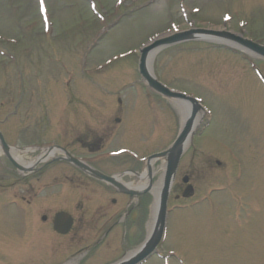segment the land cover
I'll use <instances>...</instances> for the list:
<instances>
[{"label": "rangeland", "instance_id": "374dc122", "mask_svg": "<svg viewBox=\"0 0 264 264\" xmlns=\"http://www.w3.org/2000/svg\"><path fill=\"white\" fill-rule=\"evenodd\" d=\"M89 1L94 10L85 0H43L50 22L39 16L37 0H0V119L9 116L0 127L10 145L63 146L65 140L56 135L63 118L56 120V112L62 116L75 112L74 118L83 122L87 119L83 114L89 111L95 124L90 139L105 138L96 149L101 154H111L117 148L133 155L139 152V156L159 151L174 139L181 111L176 101L154 94L141 80L137 70L141 45L173 33L172 25L182 29L197 18L216 23L214 29L225 25L236 36L245 33L264 44V0H140L134 4L124 0L121 6L116 0ZM225 12L233 19L223 21ZM239 23L245 25L242 30ZM44 28L49 34L43 36ZM253 58L254 67L264 73V60ZM154 67L159 80L199 98L210 112L203 126L196 128L199 131L193 136L192 147L189 145L180 159L169 199L175 206L168 214L160 251L167 254L171 250L181 261L172 258L169 264H264L263 84L241 52L200 40L163 48ZM76 151L91 153H84L79 146ZM30 155L20 154L27 159ZM124 158L112 157L102 163H107L104 169L113 173L125 169L131 160L124 163ZM40 170L27 176L33 178L28 181L34 191L40 192L35 199L42 204L38 213L52 217L56 209L71 208L75 240L70 239V244L64 237L56 238L49 221L43 224L45 230L40 215L35 221L25 220L30 215L8 205L26 184L0 163V264H56L86 246L91 251L80 264H109L122 256L125 244L126 253L142 241L151 194L142 197L141 201H147L136 210L138 224L122 223L127 228L122 232L125 240L119 241L117 232L111 231L92 248L90 244L110 224L103 228L102 220L98 222L103 207L97 205L92 189L99 188L93 187L85 198L77 195L78 201L72 204L62 199L59 203L56 192L71 191L65 186L56 188L55 164ZM186 175L194 195L183 199L187 184L182 178ZM75 181L67 185L87 193L85 186ZM103 188L108 197V187ZM118 196L106 198V209L117 210L116 215L125 199ZM193 200L201 201L189 205ZM84 213L93 215L89 231L82 229ZM145 264L164 263L154 256Z\"/></svg>", "mask_w": 264, "mask_h": 264}, {"label": "flooded vegetation", "instance_id": "af4514ba", "mask_svg": "<svg viewBox=\"0 0 264 264\" xmlns=\"http://www.w3.org/2000/svg\"><path fill=\"white\" fill-rule=\"evenodd\" d=\"M100 124H102V122ZM61 164H63V165H61ZM71 168H75V167H72V165L69 162H66V160H59V162L56 163V188L61 186L62 184H65V183L62 182V179L68 181V178H72V175L71 176L67 175V171H72L73 174L77 175L76 170L75 169H71ZM86 176H87V178H86V182L84 184V186H85L84 190H87V193H81L80 194V192L79 193H75L74 191H71V192L64 191L62 193V192L58 191V192H56V201H59V203H60V201L62 199V201H71V204H72L73 201L77 198V195L84 196V198H85V197H87L89 195L88 192L93 187L99 188L100 191H97V190L93 191V189H92V196L96 200L97 205L99 207H103V210L101 211V214H99L98 222L100 220H102L103 223L100 224V226L104 228V226L107 225V222L110 221V224L107 225V228H105L106 230L104 229L105 230L104 233H108V232L110 233L111 231L114 232V233L117 232L116 236H118L119 230L117 229V225H116L117 224L116 222L118 221L117 218H116L118 215H116V213L118 211L117 210L106 209V200H107L106 198L107 197H105V196H107V193L104 190V188L102 189V185L108 186V183H105V182H103L101 180H98L97 178H94V177L89 176V175H86ZM30 188H32V187H30ZM30 188H27V189H30ZM109 188L116 192V189L113 188L111 185L109 186ZM26 194L29 195L30 193L26 192ZM20 198L27 205H30L32 203L31 196L26 197V196L22 195ZM59 203L57 202L56 205H59ZM38 205H40V204H38ZM30 210L31 211H29L28 214H27V215H30V216L28 218L27 217L26 218L27 219L31 218L33 221H35L36 216H38V212H34V208H30ZM86 215L88 216V214H86V213H84L82 215L84 217V221L82 222V225H83L82 229L84 231H89V230L92 229V227H90V225H89V221L93 218V215H92V213L89 215V217H87ZM72 217H73V222H72L71 228L69 230V233L74 231L75 230L74 226H76L75 217L74 216H72ZM43 219H45V218H43ZM41 226H44V225L41 224ZM114 233H113V235H114Z\"/></svg>", "mask_w": 264, "mask_h": 264}, {"label": "water", "instance_id": "95a60500", "mask_svg": "<svg viewBox=\"0 0 264 264\" xmlns=\"http://www.w3.org/2000/svg\"><path fill=\"white\" fill-rule=\"evenodd\" d=\"M169 40H173V39H167V41H169ZM254 47L256 48V50L259 53L264 55V47L263 48L258 47V46L257 47L254 46ZM146 53H147V49H145L141 55L140 72L143 75V77L147 80L149 86L152 87L153 89L163 93V94H166V95L182 96L181 94L170 92L168 89H166L164 86H162L158 81H156V79L153 76H151L148 73V71L146 70V66H145ZM189 100L193 103V110L187 115V117L185 119V123L183 125V128H182L179 136L177 137L176 141L173 143V145L167 151L160 153V155H165V154L168 155V163H167L165 185H164L163 193L161 196L160 212H159L160 224L158 225L157 233H155L153 235L151 241L144 247V249L141 251V253L137 254L133 259L128 260L127 262H125L123 264H135L140 259H142L144 256H146L148 253H150L153 250V248L156 246V244L158 243V240L160 238V234H161V231L163 228V224H164L163 219H164V212H165V202H166L169 183H170L171 177L173 175V172L175 171L177 163L179 161L180 155L182 153L183 142L187 139L189 133L191 132L192 125H193L194 118H195V113L198 109V105L192 99L189 98ZM0 138L3 139L1 134H0ZM2 142L4 144V147H6V144L4 143L3 140H2Z\"/></svg>", "mask_w": 264, "mask_h": 264}, {"label": "bare ground", "instance_id": "6f19581e", "mask_svg": "<svg viewBox=\"0 0 264 264\" xmlns=\"http://www.w3.org/2000/svg\"><path fill=\"white\" fill-rule=\"evenodd\" d=\"M180 109H182V107H180ZM201 118H202V111L200 110L199 111V114H198V117L196 118V122H195V124H194V127H196L198 124H199V122H200V120H201ZM53 151H51L49 154H44V152H42L41 153V155H40V159H41V161L43 160H46L47 158H49V156L51 157V155H53ZM56 153V152H55ZM163 166V165H162ZM142 176L144 177L145 176V172L144 173H142ZM161 184H162V179L160 178L159 179V181H157L156 182V184H155V186H154V189H156V192L154 193L156 196H158V192H159V190H160V187H161ZM132 185V184H131ZM130 185V186H131ZM133 186V185H132ZM156 207H157V204H156V201H155V203H154V205H153V211L154 212H156Z\"/></svg>", "mask_w": 264, "mask_h": 264}]
</instances>
